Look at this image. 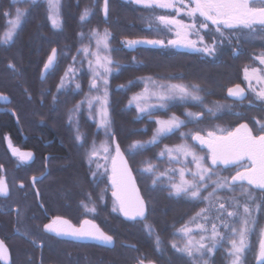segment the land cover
Listing matches in <instances>:
<instances>
[{
    "label": "snow or ice",
    "instance_id": "6c2138e0",
    "mask_svg": "<svg viewBox=\"0 0 264 264\" xmlns=\"http://www.w3.org/2000/svg\"><path fill=\"white\" fill-rule=\"evenodd\" d=\"M13 2L27 4L28 7L24 9L17 7L14 13L11 9L3 13L7 19L5 30L0 34V47H10L15 43L33 9L40 5L46 6V18L52 30L56 32L64 30L63 0H13ZM128 2L151 12L165 10L175 13L149 16L146 26L147 31L163 32L174 38L168 40L124 38L121 44L129 50H135L142 45L186 48L207 57L218 58L225 43L230 46L235 40L236 46L232 48L235 57L239 56L242 44L255 40L264 42V0H128ZM96 3L97 0H93L91 6H85L80 12L78 23L81 31L76 33V39L81 43L56 85L53 103L58 102L59 94L62 92L67 93L71 89V93L75 95L83 90L82 82H78L82 69L75 65L79 63L83 66L86 61L90 74L88 92L69 109L68 123L69 125L75 123L74 139L78 147H83L87 143V134L80 132L79 119L74 120L73 114H79L86 104L89 118L97 124L98 129L103 130L105 139L99 144L93 139L86 153L92 181L99 184L105 175L108 178V183L97 199L103 204L106 199L105 193L110 187L111 213H118L126 221H146L153 209L150 201L140 194L136 186L134 169L130 167V161L157 146L162 139L179 132L180 143L165 144L155 155L157 161L166 160L168 167L161 171L159 163L153 162L152 158H146L142 161V166L135 169L141 176L151 177L148 190L167 189L169 198L183 199L193 205H204L179 227L173 225L172 235L178 236L182 243L171 241V249L186 264H215V254L220 249H224L225 264H248V257L253 252L255 264H264V225L260 224L259 215L264 212V120H255V131L259 132L258 135L254 134L249 123H240L231 130L216 125L208 130L200 128L195 131L192 129L180 131L188 124L198 125L206 118L218 119L225 113L243 117V112L234 111L238 106L264 111V52L253 57L259 62L260 67L244 66L243 82H246V87L236 83L227 88L226 99L230 98L239 102L238 104L212 101L209 106L204 103V99L211 93L196 83H171L147 76L129 80L126 85H119L120 89H127L135 86L137 82L143 83V89L129 98L126 107H135L134 121L147 117L156 125L149 139L132 140L122 149L113 130L109 111V77L120 68L117 65V69H113L112 65L117 62L112 59L111 53L119 49L111 46L114 35L108 28L100 31L98 27H93L87 33L83 31L84 25L96 14ZM100 11L104 22L107 23L110 0H103ZM206 37L211 38L210 42ZM84 40L88 43H83ZM65 49L68 51H62L57 47L51 48L40 72L41 80L58 68L60 58L67 57L71 45H65ZM8 67L17 71L11 62ZM249 95L252 99L244 105L242 102L248 99ZM0 102H9V97L0 93ZM177 102L192 103L201 110L193 112L186 109L182 114L183 118L172 113L167 118L156 116L153 119L155 112H167ZM146 131L147 127L132 130L134 133ZM189 138L191 143L188 142ZM4 139L7 141L11 156L17 161V167L30 165L34 153L22 151L14 146L8 136ZM49 159L45 157V170L39 176L31 178L32 188L48 174ZM93 163L96 165L94 170L91 169ZM232 169L235 171L228 176L222 174ZM25 187L21 181L19 188ZM10 195L11 188L6 179V169L0 164V198L7 199ZM83 195L84 199L79 202V206L83 209L85 218L80 220L78 226L63 216H55L49 223L43 225V231L72 242H92L105 248H113L115 238L109 234L111 230L105 231L96 219L87 218L88 215L93 217L99 215L93 194L87 192ZM36 196L39 199L38 190ZM40 207L43 208L44 205L40 204ZM9 210L15 211L17 224H22L24 213L19 207L10 209L7 205H0V213ZM143 231L149 237H154L155 251L162 253L163 240L156 234L154 227L144 223ZM15 232L24 237L30 235L29 230L21 232L19 227L15 228ZM32 242L36 243L35 240ZM122 247L139 251L136 245L132 244H124ZM133 259L135 264H154V261L148 260L143 253ZM0 262L11 264L8 246L2 239Z\"/></svg>",
    "mask_w": 264,
    "mask_h": 264
},
{
    "label": "flooded vegetation",
    "instance_id": "af4514ba",
    "mask_svg": "<svg viewBox=\"0 0 264 264\" xmlns=\"http://www.w3.org/2000/svg\"><path fill=\"white\" fill-rule=\"evenodd\" d=\"M10 2L15 4L13 0H10ZM171 14L174 15L175 13ZM46 16L47 13L44 14L43 20L45 19L48 22ZM42 33H45V37L47 35L53 38L52 36L54 35L58 39L63 34V32L56 31ZM172 38L174 37L166 34V40ZM206 39L211 40L210 37H206ZM54 42L51 39L48 43L53 44ZM235 43V40H233L232 44ZM170 48L172 52L199 55L201 59H215L217 64H227V62L234 61L239 56H245L244 54L247 53L246 55L250 62V47L247 52L242 49L241 55L234 57L232 54L233 46L225 43L218 58L207 57L186 48ZM50 51L51 48L47 55ZM47 55L34 56L32 59H26L27 61L23 63L16 59L11 61L17 69V71L12 70L14 77H18L17 81L24 78L23 85L25 86H30L32 81L30 76L25 74L24 71L30 68L36 69L32 76L34 82H40L39 87L31 89L23 86V89H21L22 95L16 97L0 92L9 97V103L0 102V164H3L6 169V179L11 188V195L7 199L0 198V205H7L10 209L19 207L21 212L24 213V220L20 225L17 224L15 211L9 210L0 213V239L4 240L8 246L11 264H76V262L78 264H135L133 257L143 253L141 251L142 233H136L138 239L135 242L127 240L126 228L128 225H132V223L128 224V222L132 221H126L118 213H111L112 197L110 187L105 193L106 199L103 204L97 199L106 185L104 184V177L99 184H95L92 181L91 170L86 160L87 149L91 143H86L83 147H78L75 144L72 147L65 144L60 138L62 130V93L59 94V100L56 103H53V95L56 94V85L59 83L61 75H63V66L59 60L58 68L47 75L44 80H41L40 72ZM68 65L65 66V69ZM26 75H28L29 79L26 78ZM240 84L242 87L244 86L243 83ZM190 125H192L190 129L198 130L201 127L199 126L198 128V125L194 124ZM5 136H8L13 145L22 151H32L34 153V159L30 165L17 167V161L8 150L7 141L4 139ZM180 142L181 140L167 144L173 145ZM165 144L162 143L158 146L156 153ZM155 155L153 156V162L160 164L159 170L162 171L165 167H168L166 160L157 161L155 160ZM46 156L50 158L47 161L48 174L44 179L36 183L35 188H32L31 178L39 176L45 170ZM110 164L111 162L109 161ZM68 166L81 167V172L77 171L80 174L70 173L69 169L67 170ZM93 166H96L95 163L91 166L92 170H94ZM72 167L70 170H72ZM234 171L232 169L222 174L228 176ZM21 181L26 186L24 189L19 188ZM37 190L40 193L39 199L36 196ZM153 191L157 196V203L153 207L152 226L156 234H159L163 240V252L157 253L153 244L151 259L148 257L147 259L154 261V264H186L171 249V241L176 240L177 243H182L178 236L174 237L172 235L173 225L175 224L176 227H179L204 205H193L183 199L169 198L167 189L160 190L158 188ZM87 192L93 194V200L96 201L99 212V215L95 217L88 215L87 218L96 219V222L101 224L105 231L112 230L115 232L111 233L109 231V234L115 238V246L113 248H105L92 242H72L43 231V225L49 223L55 216H63L78 226L80 220L85 218L79 202L84 199L83 193ZM160 194H164V197L168 200H165V207H162L164 203L162 198L159 199ZM221 195H227V193H221ZM40 204H43L44 207L41 208ZM158 212H162L165 215L166 221L163 223L158 219ZM136 223L135 226L140 230L142 227L141 222ZM16 227H19L21 232L25 231V229L29 230L30 235L24 237L17 234L15 232ZM163 232H165L166 236H164ZM33 240L36 243H33ZM124 244L136 245L139 251L136 252L122 247Z\"/></svg>",
    "mask_w": 264,
    "mask_h": 264
},
{
    "label": "trees",
    "instance_id": "16d2710c",
    "mask_svg": "<svg viewBox=\"0 0 264 264\" xmlns=\"http://www.w3.org/2000/svg\"><path fill=\"white\" fill-rule=\"evenodd\" d=\"M93 0H79V6H77V0H63L62 8V18L64 21V30L62 31V36L58 39L54 35L51 38L50 36L45 37V33L42 32H51L54 31L51 28L49 22L43 20L44 14H46V6L40 5L33 9L31 15L29 16L27 22L23 25L22 31H20L19 36L17 37L14 44L10 47H0V92L15 96L23 89V79L19 80L20 84L15 82L12 77L11 71L6 68V64L10 63L12 59L19 60L20 63L26 62L29 59H32L34 56H45L49 52L50 48L57 46L62 51H68L65 49V45H71V49L66 58H61L64 63L70 62L72 55L75 53L76 49L80 46V43L76 39V33L81 31L80 24L78 23V18L81 10L85 6H91ZM103 5L102 0H97L96 3V14L91 17L89 23L84 25L83 31L88 32L93 27H98L100 31L108 28L113 32L114 38L111 40V46L118 51L111 53L112 59L117 63L112 65L113 69H117V65L120 66L118 71H114L113 74L109 77V93H110V114L113 121V130L117 136L118 141L121 144V148L124 149L131 143L132 140H147L151 137L153 129L156 125L154 122H150L147 117L139 121H134L136 116L135 107L127 108L129 98L141 89H143V83L137 82L135 86L127 89H120L119 85H126L129 80H137L139 77L152 76L159 80L171 83H184L191 84L196 83L201 85L206 91L210 92V95L205 96L204 103L211 106L212 101H219L221 103L232 104L239 103L233 101L232 99H226V90L229 86L233 85L236 82L243 83L242 71L245 65H250L251 67H258V61L253 59L254 56L259 55L261 52H264V42L260 40H255L250 42V46L247 43L241 45V48L247 52L250 47V62L248 61V56L245 53V56H239L234 61L227 62V64H217L215 59L206 58L201 59L199 55L186 54L183 52L170 51V47L162 48H145L137 47L135 50H129L123 47L121 41L124 38L135 39V38H155L154 31H147L146 26L148 24V17L151 15H165L171 14L167 11L156 10L151 12L150 10L144 9L143 7H138L135 4L126 2L123 0H110V14L108 22H104L103 14L100 11V8ZM27 8L28 5L24 3H15L12 4L10 0H1L0 2V34L5 30V21L7 18L3 15L6 10L11 9L13 12L15 8ZM44 13V14H43ZM37 32L39 35H35ZM55 32V31H54ZM53 39L55 42L49 44L48 42ZM164 39V38H163ZM166 39V38H165ZM83 43H88L87 40H84ZM231 46L235 47V44ZM94 47V44H93ZM241 55V54H239ZM135 58V60H133ZM27 59V60H26ZM65 71V66L62 68V74ZM36 72V69L30 68L25 70L24 73L30 76L32 83L30 86H25L28 88L35 89L39 87V81H33V73ZM28 75L26 78L29 79ZM88 80L89 74L85 71H81V74L78 76V82H82L83 90L78 94L73 95L71 89L67 93L62 92V130L60 133V138L63 142L70 146H75L76 142L74 139L75 132V123L69 125L68 123V114L69 109H71L78 101L84 98L85 93L88 92ZM16 87V88H15ZM18 87V88H17ZM74 87V84L72 85ZM8 88V89H7ZM18 89V92L17 90ZM93 94V93H92ZM94 95V94H93ZM204 95V93H201ZM244 105H247L245 102H242ZM190 110L193 112L200 111L201 108L194 106L192 103L180 104L175 103L171 106L167 112L157 111L154 113V117H167L172 113L179 115L183 118L182 114L185 110ZM234 111L243 112V117H235L225 113L220 116L218 119H205L201 121L199 126L205 130H208L212 126L219 125L220 127L228 128L229 130L233 129L235 126L242 122L249 123L250 127L253 128L255 134L259 132L255 131V119L264 120L263 111L256 109H249L247 107H236ZM75 118L79 119V128L80 132L87 134V143H91L93 139L96 140L97 144L100 141L104 140L103 130L97 128V124L89 118V112L87 105L85 104L79 114H73ZM255 118V119H254ZM147 127V131L143 133H134L133 129H142ZM192 125L188 124L187 127L180 129V131H188ZM125 128V130H124ZM195 131L196 129H192ZM179 132L175 135L162 139L161 142L149 150L143 152L140 155H137L134 160L130 161V167L134 169V174L137 179L138 185L141 189L143 197L150 201V206L153 209L149 212L147 220L142 221V227L140 230L135 226L136 222L132 223L131 226H127V240L135 242L138 239L136 235L137 232H141V248L144 254L151 259L154 237H149L143 231L144 223H149L152 225L154 208L157 203V196L153 190H148V185L151 183V177L141 176L135 169L142 166V161L146 158H152L156 154L158 146L162 143L170 142H179ZM189 143L191 140L189 138ZM86 144V143H85ZM72 158V157H70ZM68 166L70 173L79 175L81 172V167L79 166ZM96 166H93L95 169ZM110 167V165H109ZM103 171V169H101ZM104 184L108 183L107 175L104 176ZM259 195V193H257ZM164 194L159 195V199L162 198L163 205L165 207ZM260 224L264 223V212L260 213ZM158 219L161 223L166 221L165 215L162 212H158ZM139 223V222H137ZM136 223V224H137ZM115 233L111 230V233ZM164 236L165 235V232ZM165 238V237H164ZM227 247V245H225ZM215 264H225V253L224 249H220L215 254ZM248 264L254 263V252L248 257Z\"/></svg>",
    "mask_w": 264,
    "mask_h": 264
},
{
    "label": "rangeland",
    "instance_id": "374dc122",
    "mask_svg": "<svg viewBox=\"0 0 264 264\" xmlns=\"http://www.w3.org/2000/svg\"><path fill=\"white\" fill-rule=\"evenodd\" d=\"M103 1V0H102ZM123 1H126V2H128V0H123ZM138 7H142V6H139V5H137ZM162 11H165V10H162ZM152 16V15H151ZM49 22V21H48ZM36 34V36L37 35H39L37 32H35ZM154 35L156 36V39H163L164 38V40H166L165 38H166V34L165 33H161V32H155L154 31ZM209 42H210V40H208ZM94 47H95V45H94ZM75 54V53H74ZM60 61H61V63L60 64H62V66H66L67 64H70L71 62H72V57H71V59H70V61L71 62H67V63H64V61H62L61 60V58H60ZM9 64V63H8ZM8 64H6V68H8L10 71H11V73H12V69H10L9 67H8ZM258 65H259V62H258ZM75 67H77L78 69H82V71H85V72H87L88 73V71H87V62L85 61V63L83 64V66H81L79 63H77L76 65H75ZM258 67H260V65L258 66ZM89 74V73H88ZM90 75V74H89ZM14 75H13V73H12V77H13ZM242 78H243V71H242ZM15 79V82L17 83V84H20V82L19 81H17L16 80V78H14ZM243 84H244V86L243 87H246L247 85H246V82H243ZM16 88V87H15ZM18 88V87H17ZM8 89V88H7ZM17 90V92H18V89H16ZM21 91V90H20ZM94 95H95V93H93ZM18 95H22L20 92H18V94L16 95V96H18ZM252 99V97H251V95H249V97H248V99H246V100H244L243 102H245L246 104H248V100H251ZM250 109V108H249ZM109 111H110V109H109ZM263 113V117L262 118H264V111L262 112ZM93 114H94V112H93ZM167 118V117H166ZM256 120V119H255ZM254 120V121H255Z\"/></svg>",
    "mask_w": 264,
    "mask_h": 264
},
{
    "label": "water",
    "instance_id": "95a60500",
    "mask_svg": "<svg viewBox=\"0 0 264 264\" xmlns=\"http://www.w3.org/2000/svg\"><path fill=\"white\" fill-rule=\"evenodd\" d=\"M149 39V38H148ZM138 47H145V48H162V47H159V46H150V45H142V46H138ZM44 80V79H43ZM242 86V85H241ZM226 92H227V90H226ZM3 103H5V102H3ZM7 103H9V102H7ZM242 123H246V122H242ZM236 127V126H235ZM234 127V128H235ZM250 127V126H249ZM233 128V129H234ZM133 176H134V178L136 179V177H135V175H134V173H133ZM136 186H137V188L140 190V188H139V186H138V183H137V179H136ZM140 194L142 195V193H141V190H140ZM143 196V195H142ZM264 225V224H263Z\"/></svg>",
    "mask_w": 264,
    "mask_h": 264
}]
</instances>
